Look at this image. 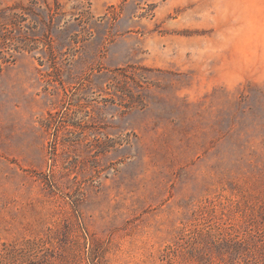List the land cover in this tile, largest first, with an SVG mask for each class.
Returning a JSON list of instances; mask_svg holds the SVG:
<instances>
[{
	"label": "rangeland",
	"instance_id": "1",
	"mask_svg": "<svg viewBox=\"0 0 264 264\" xmlns=\"http://www.w3.org/2000/svg\"><path fill=\"white\" fill-rule=\"evenodd\" d=\"M215 216L240 240L197 251ZM13 247L0 264H264V0H0Z\"/></svg>",
	"mask_w": 264,
	"mask_h": 264
},
{
	"label": "trees",
	"instance_id": "2",
	"mask_svg": "<svg viewBox=\"0 0 264 264\" xmlns=\"http://www.w3.org/2000/svg\"><path fill=\"white\" fill-rule=\"evenodd\" d=\"M241 228V225H238L229 220V218H224L223 216H215L211 219L202 218L192 225L190 238L193 240V247L197 251L201 248L199 247L201 246V242H203L206 238H209L215 246H229L231 244L238 243V240H240L238 235L240 234ZM180 239H183V237H180ZM12 249L13 250L3 254L0 253V256H6L8 254L12 257L15 256V254L13 255L15 247ZM10 259L13 260L12 258ZM217 264H223V262L219 261Z\"/></svg>",
	"mask_w": 264,
	"mask_h": 264
}]
</instances>
